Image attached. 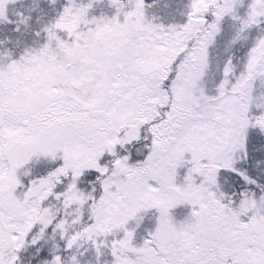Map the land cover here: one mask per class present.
I'll use <instances>...</instances> for the list:
<instances>
[{
	"label": "snow or ice",
	"instance_id": "snow-or-ice-1",
	"mask_svg": "<svg viewBox=\"0 0 264 264\" xmlns=\"http://www.w3.org/2000/svg\"><path fill=\"white\" fill-rule=\"evenodd\" d=\"M0 264H264V0H0Z\"/></svg>",
	"mask_w": 264,
	"mask_h": 264
}]
</instances>
